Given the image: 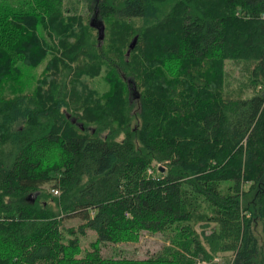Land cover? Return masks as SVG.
Here are the masks:
<instances>
[{
    "label": "trees",
    "instance_id": "obj_1",
    "mask_svg": "<svg viewBox=\"0 0 264 264\" xmlns=\"http://www.w3.org/2000/svg\"><path fill=\"white\" fill-rule=\"evenodd\" d=\"M227 60L252 64L250 96L229 95ZM263 86L264 0H0V264H264ZM62 142L67 175L20 158ZM143 232L167 243L101 255Z\"/></svg>",
    "mask_w": 264,
    "mask_h": 264
},
{
    "label": "rangeland",
    "instance_id": "obj_2",
    "mask_svg": "<svg viewBox=\"0 0 264 264\" xmlns=\"http://www.w3.org/2000/svg\"><path fill=\"white\" fill-rule=\"evenodd\" d=\"M76 2H72L71 5L73 6ZM78 11L83 14V16L87 15L85 12V8L82 4L78 6ZM92 34H96L94 30ZM51 58V54L47 55V57L36 67L23 68V78L25 82L28 83L26 91H31L35 85L37 79L40 78L44 67L46 66L47 61ZM252 64L250 62L242 61V60H227L225 62V82L227 84V90L229 91V95L233 97H237L239 95L240 89H245L243 94V98L248 97L252 93V86L249 83V70ZM89 80V79H88ZM90 86L94 89H98L99 92H103L106 90V84L102 82L100 76L94 77V79L89 80ZM80 88L77 85L75 89ZM264 89V86H263ZM90 97H88L89 99ZM35 145L30 147L29 149L24 150L23 153L20 154V158L29 164L30 166H35L39 171H42V174L45 176L47 173H50L51 176H60V175H67L71 172V166L69 165V157L73 155L71 148L66 143H59L56 145L57 152H56V161L55 163L50 164L47 162L46 164L39 165L36 163L35 160V152L36 149ZM34 152V153H33ZM64 161V162H63ZM63 162V163H62ZM42 163V162H41ZM156 167H163L161 164H153V168ZM151 170L152 174V169ZM147 170V172H148ZM45 190L49 188V184L43 186ZM246 188V186L244 187ZM79 224V220L77 218H71L64 222V226L75 227ZM196 231H200L198 226L195 227ZM208 232V230H207ZM96 238L95 234L92 231H87L85 236L79 237L81 248L82 250H87L90 242L94 241ZM167 243L163 236L160 234H150L143 232L139 237L138 241L135 243H119V244H101L100 245V253L103 257H122V258H137L143 259L148 257L151 254H155L158 252L163 244ZM233 258V254L230 252L226 253H219L213 258L212 264H228L230 260Z\"/></svg>",
    "mask_w": 264,
    "mask_h": 264
},
{
    "label": "water",
    "instance_id": "obj_3",
    "mask_svg": "<svg viewBox=\"0 0 264 264\" xmlns=\"http://www.w3.org/2000/svg\"><path fill=\"white\" fill-rule=\"evenodd\" d=\"M91 26H93L95 29H96V31H97V40L98 41H102V39H103V36H104V27H103V24L101 23V22H97V23H93V22H91ZM135 42H136V37H134L132 40H131V42H130V44H129V46H128V49H127V51H126V56H128L129 55V52H130V50L134 47V45H135ZM133 89V91L135 90L134 89V87L132 88ZM71 123H75V119L74 118H71ZM80 127V129H82V126L80 125L79 126ZM159 169V171L161 172V171H163V168L162 167H158Z\"/></svg>",
    "mask_w": 264,
    "mask_h": 264
},
{
    "label": "built area",
    "instance_id": "obj_4",
    "mask_svg": "<svg viewBox=\"0 0 264 264\" xmlns=\"http://www.w3.org/2000/svg\"><path fill=\"white\" fill-rule=\"evenodd\" d=\"M147 173L150 174V173H151V170H148ZM53 194H54V195L58 194V191H57V190H54V191H53Z\"/></svg>",
    "mask_w": 264,
    "mask_h": 264
}]
</instances>
